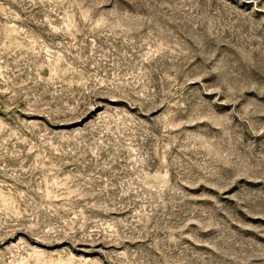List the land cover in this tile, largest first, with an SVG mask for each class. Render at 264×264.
I'll return each instance as SVG.
<instances>
[{
    "label": "rangeland",
    "instance_id": "rangeland-1",
    "mask_svg": "<svg viewBox=\"0 0 264 264\" xmlns=\"http://www.w3.org/2000/svg\"><path fill=\"white\" fill-rule=\"evenodd\" d=\"M0 264H264V0H0Z\"/></svg>",
    "mask_w": 264,
    "mask_h": 264
}]
</instances>
